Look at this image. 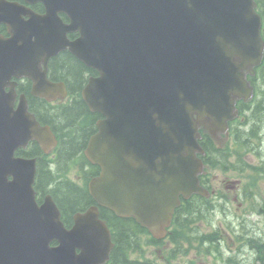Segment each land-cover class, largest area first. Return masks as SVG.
Masks as SVG:
<instances>
[{
	"label": "water",
	"instance_id": "95a60500",
	"mask_svg": "<svg viewBox=\"0 0 264 264\" xmlns=\"http://www.w3.org/2000/svg\"><path fill=\"white\" fill-rule=\"evenodd\" d=\"M40 1L46 13L36 23L47 53L68 48L99 72L81 93L104 116L85 149L101 169L89 194L163 237L179 195L206 193L197 177V126L224 131L235 99L251 93L243 69L251 72L264 49L254 0ZM63 10L74 17L67 26L57 15ZM74 25L80 36L69 40ZM29 71L35 90L49 87ZM18 111L0 120V264L103 263L112 242L96 205L76 213L70 228L50 195L37 205L34 159L14 151L32 133L44 140L24 103Z\"/></svg>",
	"mask_w": 264,
	"mask_h": 264
},
{
	"label": "trees",
	"instance_id": "16d2710c",
	"mask_svg": "<svg viewBox=\"0 0 264 264\" xmlns=\"http://www.w3.org/2000/svg\"><path fill=\"white\" fill-rule=\"evenodd\" d=\"M261 9L264 20V0ZM49 70L52 79H61L66 83L70 92V101L54 108L36 98H30L31 107L35 110L39 120L49 123L60 137L55 169H51L46 160L38 159L34 186L41 195L47 192L51 193L61 211L62 221L65 225H69L73 213L84 210L85 207L93 203L86 185L89 177L94 174L95 168L89 166L83 169L81 183L71 181L64 175V172L70 159L75 156L83 158L82 150L88 136L95 131V121L100 117L98 113L88 110L79 95L87 76L94 74L95 71L66 50L51 58ZM256 71L257 74L251 78L255 96L249 104L250 111L244 119L248 128L247 130L234 128L233 131L230 128L233 143H237L239 147L243 148H248L253 143V148H257L261 139L259 134L264 129V60ZM257 79H259L258 82ZM205 137L207 136H204V139ZM228 143L229 141L224 150L230 148ZM221 150V148L214 149L212 156L206 161L212 163L217 157L222 156ZM84 161L86 160L84 159ZM221 165L224 166V163L222 162ZM211 208L210 201L199 195L181 199L180 205L174 210L171 228L167 235V239L174 244L173 253L185 254L190 248H195L197 252V250H201L204 242L210 243V246L203 248L204 250L210 247L217 248V244L212 241L214 233L201 234L199 228V223L211 222L208 215ZM100 217L110 228L114 243L106 264H158L146 258L139 260L130 257L131 253L140 250L141 236L148 234L146 229L133 218L118 217L105 208H100ZM149 243L158 244L160 241L149 237ZM252 244L255 246V250L261 251V259H254L252 264H264V246L261 247L254 240H252Z\"/></svg>",
	"mask_w": 264,
	"mask_h": 264
},
{
	"label": "flooded vegetation",
	"instance_id": "af4514ba",
	"mask_svg": "<svg viewBox=\"0 0 264 264\" xmlns=\"http://www.w3.org/2000/svg\"><path fill=\"white\" fill-rule=\"evenodd\" d=\"M8 1H16L20 4H23V5L30 7L35 12H42V7L40 6L39 3H33L31 5H27L24 2V0H8ZM24 18H27V16H24ZM0 33H2L4 36H8L6 27L3 24H0ZM21 80L22 79L20 78L16 81L15 91H16L17 96L21 93V92H19V88H23L27 94H30L31 85L29 83H27V84L20 83ZM17 96H16V98H17ZM250 147H251V145L247 148V150L243 154V157H245V158L248 157V155H249L248 149ZM205 148L207 149V151H209L206 146H205ZM213 178H215V177H212V179H211V178H208L207 175H205L202 179L203 185L205 187L209 188L212 192H214L215 189H218V187L221 185L222 188L225 190V192L217 193L218 199L224 200V203L227 205L226 209H231L232 207H230V204H232V205H234V210L240 212L243 208L242 205L245 204V202H246L245 198L247 197L245 195V193H243L244 185H242L241 183L239 184V182L235 184V182L232 183V182L228 181V179L222 178L221 180H219L218 185L214 186L212 184ZM245 192L248 193L249 191H245ZM236 247H237L236 245L230 243L228 250L234 251L236 249ZM242 247H243V245L240 247H237V249H236V251L240 252L239 254L224 253L221 256V258L224 259V264H233L235 262H237V264L248 263L250 255ZM228 250H225V251H228ZM255 258L257 260L261 259V257L258 255L255 256Z\"/></svg>",
	"mask_w": 264,
	"mask_h": 264
},
{
	"label": "rangeland",
	"instance_id": "374dc122",
	"mask_svg": "<svg viewBox=\"0 0 264 264\" xmlns=\"http://www.w3.org/2000/svg\"><path fill=\"white\" fill-rule=\"evenodd\" d=\"M224 139V136H219V137H217V143L218 144H220V143H222V140ZM75 171H76V167H74V168H71V170H70V172L68 173V176L70 177V178H75ZM215 174H216V178H218V179H220V178H222L223 176H224V174H222V173H220V172H217V171H215ZM229 175L230 176H232L233 178H237L236 177V175H233L232 173H229ZM219 219V218H218ZM142 246H143V248H144V252H145V254H147V253H151V256H155V248L153 247L152 248V246H146L145 244H144V242L142 243ZM153 249V250H152ZM152 251V252H151ZM134 256L135 255H137V254H133ZM253 261H254V259L253 258H251L250 260H249V262L248 263H246V264H252L253 263ZM203 262H205V261H203ZM183 263V261H182V259L180 260V262H179V264H182ZM202 264H204V263H202Z\"/></svg>",
	"mask_w": 264,
	"mask_h": 264
}]
</instances>
